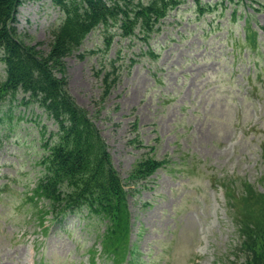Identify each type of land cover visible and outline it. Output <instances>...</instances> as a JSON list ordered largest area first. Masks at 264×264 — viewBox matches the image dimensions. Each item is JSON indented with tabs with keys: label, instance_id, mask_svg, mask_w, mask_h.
I'll return each mask as SVG.
<instances>
[{
	"label": "rangeland",
	"instance_id": "obj_1",
	"mask_svg": "<svg viewBox=\"0 0 264 264\" xmlns=\"http://www.w3.org/2000/svg\"><path fill=\"white\" fill-rule=\"evenodd\" d=\"M193 1L172 9L148 39L139 28L126 36L118 25L98 27L57 69L132 188L131 242L140 264H233L242 257L235 205L243 212L264 206L254 192L264 195V0L226 1L223 13L213 6L204 15ZM17 10V35L46 55L63 11L54 0H22ZM249 27L259 52L244 41ZM112 70L118 77L103 96ZM23 96L0 123V264H88L97 240L90 218L44 226L32 218L26 192L40 175L39 130L57 131L58 124L38 105L20 103ZM2 107L1 116L8 105ZM145 156L163 166L148 180H129ZM225 186L234 193L230 202Z\"/></svg>",
	"mask_w": 264,
	"mask_h": 264
},
{
	"label": "trees",
	"instance_id": "obj_2",
	"mask_svg": "<svg viewBox=\"0 0 264 264\" xmlns=\"http://www.w3.org/2000/svg\"><path fill=\"white\" fill-rule=\"evenodd\" d=\"M184 0H54L64 13L61 23L52 30L50 50L40 55L17 35L15 21L22 0H0V60L5 77L0 79V123L12 118L13 101L24 94L20 103L38 105L58 124L57 131L41 126L40 153L35 161L41 165L35 195L48 201L47 212L61 220L70 213L87 210L86 216L103 224V255L113 264H140L131 242L130 185L116 170L108 146L93 120L79 106L67 89V82L57 75L63 59L80 48L85 38L98 27L108 30L118 25L122 35L136 34L148 39L159 31L163 18ZM200 13L210 11V5L196 0ZM220 1V0H219ZM218 5V2L215 4ZM111 35L106 36L108 47ZM105 74L108 95L118 74ZM17 101V100H16ZM17 103V102H16ZM3 104L8 105L4 112ZM10 124V122H9ZM48 134V135H47ZM142 144V143H141ZM164 161L145 156L137 161L129 180H148ZM234 183L227 184L233 187ZM251 185L246 184L245 200L251 196ZM254 190V189H253ZM257 196L264 195L254 190ZM234 193L227 188L228 199ZM229 201V202H230ZM235 205L233 211L240 237L238 253L242 257L233 264H264V206L245 209ZM84 213V212H83ZM240 214V215H239ZM94 250H92V255Z\"/></svg>",
	"mask_w": 264,
	"mask_h": 264
}]
</instances>
